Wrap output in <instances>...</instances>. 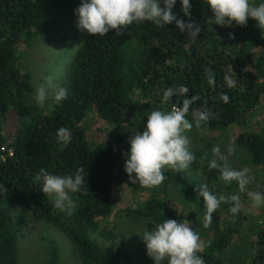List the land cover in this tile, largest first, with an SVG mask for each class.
<instances>
[{"label":"trees","instance_id":"trees-1","mask_svg":"<svg viewBox=\"0 0 264 264\" xmlns=\"http://www.w3.org/2000/svg\"><path fill=\"white\" fill-rule=\"evenodd\" d=\"M191 3V20L201 27L196 40L180 32L175 22L164 28L150 22L133 24L122 35L116 30L103 37L89 34L71 63L68 80L60 86L68 89V98L45 112L34 102L32 74L18 63L16 49L39 34L62 35L57 40L64 42L78 28L74 9L80 0H0V158L5 157L0 160V264H25L19 244L26 222L14 214V207L61 231L82 264H154L142 238L131 251L127 237L102 228L101 220L113 216L115 185L128 179L122 153L130 148V138L144 130L147 115L160 106L162 90L170 86L186 85L187 98L199 96L186 117L193 124L198 111L207 108L215 114L190 131L221 133L239 125L236 144L255 165H264V127L257 128L253 115L264 98L260 72L264 69V36L252 18L246 26H220L212 24L204 0ZM172 11L178 19L189 20L179 0ZM206 68L215 72L214 90L204 78ZM225 74L234 79V88L225 85ZM222 93L230 97L227 103L221 101ZM184 98L173 95L163 110L171 111L174 104L182 107ZM10 108L15 109L19 122L15 134L8 137L2 115ZM91 110L113 126L111 142H89L82 122ZM61 127L71 131V142L63 149L57 141ZM41 168L56 175L83 168V190L72 194L73 215L56 209L40 190L35 177ZM167 175V182L180 179L173 170ZM203 175L210 182L217 180L219 172L206 164ZM180 193L188 202L202 199L198 185L184 179H180ZM125 210L134 220H148L150 228L164 219L179 222L178 208L166 197H151ZM244 219L242 214L231 215V225L217 229L206 249L198 253L205 264H225L223 254ZM133 254L141 261L136 263ZM47 256L46 264H62L56 240L50 241ZM250 264H264V227Z\"/></svg>","mask_w":264,"mask_h":264},{"label":"clouds","instance_id":"clouds-1","mask_svg":"<svg viewBox=\"0 0 264 264\" xmlns=\"http://www.w3.org/2000/svg\"><path fill=\"white\" fill-rule=\"evenodd\" d=\"M177 2L178 0H80V5L74 9V13L77 16L78 29L96 36H106L110 30H116L117 35H122L133 24L150 22L164 28L175 22L180 32L186 31L191 40H196L201 27L191 20V0H179L181 12L185 17H189L188 21L178 19L173 13ZM204 3L211 10L212 24L227 27L246 26L248 18H252L264 36V0H259V3H253L252 0H204ZM204 78L214 90L217 85L215 72L206 68ZM223 80L228 88L235 87V81L230 75L225 74ZM188 92L189 88L183 84L162 90L160 106L147 115L144 130L136 132L130 138V148L122 155L125 157L124 170L132 184H138L145 189L156 188L165 181V173L168 170L176 173L187 171L190 164L197 160L190 150L187 132L194 124L196 127L206 124L215 114L205 108L194 114V124L190 122L186 118L187 114L190 106L199 100V96L187 98ZM68 94L66 87H58L54 99L59 103L66 100ZM173 95L185 97L182 107L173 103L171 111L163 110ZM35 99L40 104L46 101L45 86L37 88ZM220 99L227 103L230 97L227 93H222ZM57 141L61 149L67 147L71 142V131L65 127L59 128ZM236 150L234 142L227 148V154L222 153L220 146L216 145L211 149V158L205 155L203 159L207 160L209 170L219 172L217 179L223 185L231 186L236 182L239 192H244L250 183L248 170L235 169L229 162V156ZM83 172V168H78L69 175H56L41 168L35 179L53 206L71 216L76 207L72 194L82 191L85 184ZM198 188L199 196L204 199L203 227L210 226L212 214L222 204L232 205L229 212L233 215L241 211L239 193L217 195L210 190L208 184H198ZM247 196L254 207H264V191H248ZM188 213L183 214L186 216ZM190 223L186 219L181 222L164 219L156 223L151 230H144L142 235L139 234L146 245V253L154 264H205L203 257L198 254L203 248L200 234L190 227Z\"/></svg>","mask_w":264,"mask_h":264},{"label":"rangeland","instance_id":"rangeland-1","mask_svg":"<svg viewBox=\"0 0 264 264\" xmlns=\"http://www.w3.org/2000/svg\"><path fill=\"white\" fill-rule=\"evenodd\" d=\"M253 3H259V0H252ZM64 31L62 34L64 35ZM89 33L86 30L74 29L70 31L69 36L64 42L58 41L62 35L49 38L47 35H36L30 42H21L16 49L18 63L25 67L32 74L35 89L34 102L48 112L55 105L54 99L56 89L66 82L69 78L71 63L74 60L80 46L83 44ZM64 37V36H63ZM58 39V40H57ZM136 43L133 42V45ZM251 67L253 66L250 65ZM264 82V69L260 70ZM50 81V82H49ZM41 85L47 89V99L43 104L37 103L35 96L37 88ZM55 108V107H54ZM53 108V109H54ZM52 109V110H53ZM51 110V111H52ZM258 129L264 127V98L261 105L253 113ZM5 134L11 137L16 132L19 117L15 109L2 115ZM82 125L86 131L88 140L91 144L101 142H111L112 135L109 132L113 129L106 121L91 110L84 118ZM239 125L234 126L226 132H206L202 130H192L187 132L190 139V150L197 160H194L187 171H180V179H184L192 184H208L211 191L217 195H231L239 193L241 199V211L236 214H242L245 219L238 228V233L234 235L232 244L224 253L225 264H250L251 256L255 254L257 248L258 233L264 227V207H254L247 196L248 191H264V165H255L246 153L235 142V134ZM235 143L236 152L229 156V162L235 169H247L250 177V183L244 192H239L236 182L231 186H225L222 182L208 179L203 175V166L207 160L203 159L205 155L211 158V149L219 145L221 152L227 154V148ZM203 153L202 155H200ZM168 178L167 172L165 173ZM165 181L153 189L141 188L138 184H132L129 179L120 181L115 185L114 197L115 208L113 216L101 220L102 228L114 229L120 235H125L128 243V249H132L138 244L144 230H151L148 226V220H134L126 213L128 207H138L143 205L151 197L161 196L171 200L178 208L179 222L183 220L190 221V227L200 234L202 249H206L209 242L215 237L218 228H226L231 225L228 223L231 215L230 204H222L215 211L213 220L209 227H203L204 218V199L198 203L188 202L180 193V179L175 182ZM15 215L23 217L25 228L20 239L21 261L25 264H46L47 250L50 241L56 240L60 245L62 264H82L76 255L72 244L65 235L54 226L44 223L28 212L14 207ZM189 212L186 216L183 213ZM103 240L101 235L97 236ZM133 254V258H136ZM141 258L134 259L136 263Z\"/></svg>","mask_w":264,"mask_h":264},{"label":"built area","instance_id":"built-area-1","mask_svg":"<svg viewBox=\"0 0 264 264\" xmlns=\"http://www.w3.org/2000/svg\"><path fill=\"white\" fill-rule=\"evenodd\" d=\"M11 155H12V152H11ZM0 160L5 161V157L2 156V157L0 158Z\"/></svg>","mask_w":264,"mask_h":264}]
</instances>
